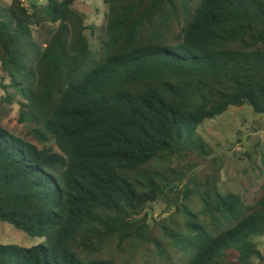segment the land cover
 <instances>
[{
	"label": "trees",
	"instance_id": "obj_1",
	"mask_svg": "<svg viewBox=\"0 0 264 264\" xmlns=\"http://www.w3.org/2000/svg\"><path fill=\"white\" fill-rule=\"evenodd\" d=\"M77 1L0 2L1 101L40 145L0 127V221L46 240L0 245V264H129L140 246L158 264H264V197L175 167L209 155L205 121L264 114V0H101L100 33ZM162 200L174 212L152 224Z\"/></svg>",
	"mask_w": 264,
	"mask_h": 264
},
{
	"label": "rangeland",
	"instance_id": "obj_2",
	"mask_svg": "<svg viewBox=\"0 0 264 264\" xmlns=\"http://www.w3.org/2000/svg\"><path fill=\"white\" fill-rule=\"evenodd\" d=\"M12 1L0 0L4 4H11ZM22 1L29 4L28 0ZM36 1L45 2V0ZM74 9L85 16L88 26H97L98 33H100L106 12L101 0H78ZM36 38L41 43L44 42L46 31L43 32L42 29L36 31ZM94 45H97V40ZM2 96L3 92L0 89V127L39 145L32 134L34 127L19 122V104L3 102L1 101ZM17 100H20L18 96ZM199 129L209 145V155L204 157L193 155L178 161L175 167L182 168L186 173L184 182H188L190 178L201 181L208 176L218 175L219 188L223 194L238 193L246 205L255 206L264 197V114L257 115L247 106L231 109L213 120L205 121ZM50 145L58 151L54 144ZM146 212L150 222L155 224L174 212V207L162 200L150 204ZM255 242L264 257V236L255 238ZM42 244H46L45 239L30 237L10 224L0 221V245L30 249ZM110 249L116 251L115 246H110L108 250ZM119 255L129 264L159 263L156 248L153 246L149 248L140 246L137 250L127 247V250Z\"/></svg>",
	"mask_w": 264,
	"mask_h": 264
}]
</instances>
